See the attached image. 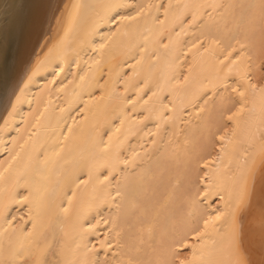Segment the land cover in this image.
<instances>
[{"label":"bare ground","instance_id":"6f19581e","mask_svg":"<svg viewBox=\"0 0 264 264\" xmlns=\"http://www.w3.org/2000/svg\"><path fill=\"white\" fill-rule=\"evenodd\" d=\"M0 264H264V0H0Z\"/></svg>","mask_w":264,"mask_h":264},{"label":"rangeland","instance_id":"374dc122","mask_svg":"<svg viewBox=\"0 0 264 264\" xmlns=\"http://www.w3.org/2000/svg\"><path fill=\"white\" fill-rule=\"evenodd\" d=\"M10 9H11V12H12V6L11 7H9ZM13 9H14V7H13Z\"/></svg>","mask_w":264,"mask_h":264}]
</instances>
